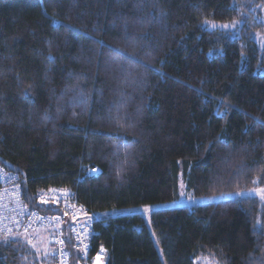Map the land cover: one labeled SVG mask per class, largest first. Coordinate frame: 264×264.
<instances>
[{"label":"trees","instance_id":"1","mask_svg":"<svg viewBox=\"0 0 264 264\" xmlns=\"http://www.w3.org/2000/svg\"><path fill=\"white\" fill-rule=\"evenodd\" d=\"M249 4L264 9L0 0V163L20 176L29 207L53 210L34 198L52 187L96 213L176 200L181 182L195 197L264 188V45L208 27ZM149 215L163 259L136 211L99 216L91 254L103 246L106 264H264L257 197ZM12 236L0 239V264H25L32 252Z\"/></svg>","mask_w":264,"mask_h":264},{"label":"built area","instance_id":"2","mask_svg":"<svg viewBox=\"0 0 264 264\" xmlns=\"http://www.w3.org/2000/svg\"><path fill=\"white\" fill-rule=\"evenodd\" d=\"M34 198L40 206L53 210L29 207L20 176L0 163V239L45 228L51 231L50 264H97V259L106 264L98 256L101 250L107 254L103 246L90 252L99 212L89 210L74 190L65 187L41 188Z\"/></svg>","mask_w":264,"mask_h":264},{"label":"rangeland","instance_id":"3","mask_svg":"<svg viewBox=\"0 0 264 264\" xmlns=\"http://www.w3.org/2000/svg\"><path fill=\"white\" fill-rule=\"evenodd\" d=\"M249 10L240 8V17L232 22L227 23H209L208 27L210 29H219L223 32H229L231 35L237 36L239 33L242 32V30L249 31L251 36L254 38V40L257 42L259 48L263 47L264 45V17L261 14V12L264 11V9L258 4H249ZM259 14V15H258ZM224 25H231V27L225 28ZM264 72V70H263ZM100 169L98 166L94 168H88L86 170V173L92 176H97ZM260 190H264L263 187H255L253 189H248L244 191H235L233 193H222L221 195H210V196H199L195 197L192 195L188 189H186L183 182L180 183V194L179 197L176 200L160 203V204H154V205H143L138 207H132V208H122L119 209H113L109 210L108 212L100 213L99 216H109L110 214H121L125 212L132 213V211H136L142 215H144L147 225L150 228V231L152 233V237L155 240V245L157 246V249L159 250L160 256L163 259V253L162 248H160L159 239L155 236L152 226H150V213L157 208H166V207H177V206H188V205H198L199 203H209L213 200H222V199H228L233 197H257L261 200V202L264 204V195H262ZM51 234V231L49 232L48 229H36L31 231L30 234H16L12 237H21V239L26 242L31 250V256H27L25 264H50L51 261V242H49V236ZM101 255L102 261L105 262L106 254L103 250H101L98 254V256ZM165 262V261H164ZM106 263V262H105ZM166 264V263H165ZM197 264H216L214 261H212L210 258L202 257L197 261Z\"/></svg>","mask_w":264,"mask_h":264},{"label":"snow or ice","instance_id":"4","mask_svg":"<svg viewBox=\"0 0 264 264\" xmlns=\"http://www.w3.org/2000/svg\"><path fill=\"white\" fill-rule=\"evenodd\" d=\"M223 27L228 28V27H231V25H224ZM260 191H261L262 195H264V190H260Z\"/></svg>","mask_w":264,"mask_h":264},{"label":"bare ground","instance_id":"5","mask_svg":"<svg viewBox=\"0 0 264 264\" xmlns=\"http://www.w3.org/2000/svg\"><path fill=\"white\" fill-rule=\"evenodd\" d=\"M98 258H100V257H98ZM96 263H97V264H102V262H101V261L99 262L98 259H97V262H96Z\"/></svg>","mask_w":264,"mask_h":264}]
</instances>
